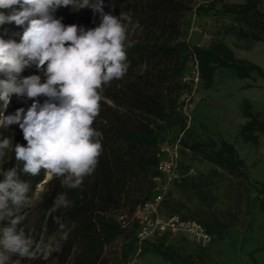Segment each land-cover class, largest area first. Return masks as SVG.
<instances>
[{"label":"rangeland","instance_id":"1","mask_svg":"<svg viewBox=\"0 0 264 264\" xmlns=\"http://www.w3.org/2000/svg\"><path fill=\"white\" fill-rule=\"evenodd\" d=\"M173 1L182 2L185 8L178 10L177 13L158 11L150 20L152 12L143 3H137V6L129 11L109 14L117 17L124 14L128 17L122 21L126 26V41L172 43L184 41L191 45L206 47L214 40H223L237 58H252L261 64L264 71V59H262L264 43L238 39L233 33L226 32L233 22L229 15L220 12L223 3H240L244 0H195L193 4L187 0ZM261 1L264 9V0ZM91 2L94 3L95 0ZM197 4L211 8H208L205 14L198 15L195 10ZM104 12L108 13L105 10ZM94 14L99 25L100 14ZM54 16L57 19L62 18V23L65 25L83 26L85 11L83 9L76 11L70 6L61 7ZM174 19L180 26L182 36L174 34L168 26ZM23 30L24 28L19 31V36ZM7 32L8 26H0V36L5 40L14 39V32L11 31L10 34ZM15 41L19 42L20 37ZM258 43H261V46ZM185 59L186 54H183L177 64L175 61L174 65L176 64L178 69L172 68L171 89L165 91L169 99H174L175 95L180 96L176 105L177 110L182 114V119L165 116L155 118L152 124L160 136V150L166 144L174 146L180 139V164L183 170V175L175 179L169 180L163 177L162 182L167 187L163 191L164 201L160 214L165 217L178 215L186 219H195L210 228L212 233L209 245L202 247L183 234L157 235L140 243L134 234L127 233L118 237L105 249L100 264H125L136 253H138V264H171L154 250V245L170 248L175 254L180 255L178 258L180 263L185 259L191 264L193 259L195 264H264V210L260 208V185L254 182V180L258 183L264 181V135H259L255 144L243 141L238 135L241 126L249 119L246 113L256 114L250 104L246 106V101L264 112V79L255 73L249 78L242 79L230 69L218 68L214 73L213 85L205 89L195 68L194 59L191 56ZM182 61L186 63L181 71ZM139 73L142 71L125 74L121 79H113L103 86L100 102L103 101L105 104L99 108V114L92 125L95 130L100 132L102 123L116 119L117 115L124 117L130 113L124 106L117 105L113 100L105 97L104 91L109 86L124 88L126 83L136 80ZM30 75H40L42 82L45 79L43 72L38 71L34 65L28 67L27 76ZM2 78L4 77L0 79ZM258 81L263 83L261 87H244L247 82ZM38 99L43 103L46 98L41 96ZM32 102L24 96L16 100L10 108L8 106L4 114H15L19 108L27 110ZM2 110L3 105L0 102V111ZM262 117L259 115V118ZM5 137L11 140V145L0 158V169L7 170L22 162L15 159V144L26 145L27 142L18 124L9 128L0 127V139ZM100 138L101 136L97 139ZM208 139L215 143L212 148ZM221 140L234 145L239 157L243 159L242 167L231 172L204 158L202 151L217 150ZM195 142L199 143V150L191 148ZM40 174H43V180L35 185L30 177H22V180L29 183L30 188L27 193L28 201L23 205L20 213L25 219L18 226L23 228L25 235L33 240L32 251L35 255L20 257L13 254L8 264H15L16 261H19V264H73L75 250L66 260H62L59 256L62 243L65 241L63 233L68 226L66 223L68 219L64 214L60 215L50 229L47 227L49 212L40 205L42 194L51 189L48 184L56 176H49L44 169H41L38 175ZM92 175L93 173L86 176L82 185L92 183ZM156 175L154 168L147 166L131 178L129 176L125 179V194L130 197L136 210L155 189ZM57 179V185L52 188L60 189L63 177ZM0 180H3L2 175ZM7 223V219H0V227ZM61 224L65 226L63 229L60 228ZM220 229L223 232L218 234Z\"/></svg>","mask_w":264,"mask_h":264},{"label":"clouds","instance_id":"2","mask_svg":"<svg viewBox=\"0 0 264 264\" xmlns=\"http://www.w3.org/2000/svg\"><path fill=\"white\" fill-rule=\"evenodd\" d=\"M69 6L91 8L100 14V24L87 30L63 24L54 13ZM0 10H8L0 11V26L14 23L24 28L19 42L0 36V75L4 77L0 79V127L18 124L22 130L27 143L15 144L14 152L15 159L23 162V173L35 176L44 169L49 176L63 177L62 187L78 188L94 172L102 153L97 139L102 134L92 127L99 114L100 93L128 69L122 23L128 17L105 13L103 0H0ZM33 65L43 72V82L40 75H21ZM13 95L33 102L27 110L5 115ZM41 96L46 98L43 103ZM10 145L9 138L0 139V158ZM0 175V219L8 221L0 227V264H8L13 254L35 255L33 240L18 227L25 219L20 213L30 185L20 179L15 166L0 169ZM70 204L66 193H60L51 211ZM67 235L64 232L63 238Z\"/></svg>","mask_w":264,"mask_h":264},{"label":"trees","instance_id":"3","mask_svg":"<svg viewBox=\"0 0 264 264\" xmlns=\"http://www.w3.org/2000/svg\"><path fill=\"white\" fill-rule=\"evenodd\" d=\"M193 4L195 0H187ZM137 3L146 4L151 10L150 19L158 11H173L185 8L180 1L173 0H103V9L108 13H119L129 11ZM208 8L203 4H197L195 10L198 15H203ZM81 10V9H79ZM85 30L98 26V20L92 10L83 8ZM7 12L8 10H0ZM78 11V10H76ZM220 12L230 16L233 24L226 32L233 33L238 39H246L250 42L264 43V9L261 0H244L240 3H223ZM177 20L168 24L169 28L182 36ZM8 26V32H14V39L23 27L13 24ZM131 44V47H127ZM126 55L128 69L126 74H133L135 71H142L136 76V80L126 83L122 89L109 86L104 91V96L110 98L115 104L124 106L129 114L116 119H109L102 123L100 132V143L102 153L98 158V165L95 168L93 182L81 184L80 187L69 189L66 187L52 188L57 185V177L49 182L51 189L42 194L40 205L49 212L47 227L52 228L60 215L68 220L65 232L67 239L62 243V251L59 256L66 260L69 255L75 253L73 264H100L108 246H111L118 237L134 234L137 239L138 223L134 217L136 207L125 194V179L133 176L139 170L147 166L157 171L160 152V136L154 129L155 118L175 116L182 119V114L177 110L176 102L180 96L175 95L169 99L165 91L171 89L172 68L178 69L177 61L183 54L196 60L197 72L203 82V88L208 89L213 85L214 73L218 68H227L239 78H248L255 73L264 79V71L261 66L246 59L237 58L233 50L223 40H214L208 46L191 45L181 41L172 43L163 42H132L126 41ZM185 59V60H186ZM176 61V64L174 65ZM182 61L180 70L185 66ZM28 68L22 72L27 77ZM3 77L0 75V78ZM187 86V85H186ZM23 97L13 95L9 108L12 104ZM100 107L105 104L99 102ZM246 106L249 103L246 101ZM248 104V105H247ZM8 111V110H7ZM249 119L241 126L238 135L243 141L257 143L259 135H264V116L246 113ZM185 125V124H184ZM211 142V148L215 145ZM199 143L191 146L193 150H199ZM203 156L210 162L224 167L233 172L243 166V159L239 157L234 145L226 140L219 142L217 150L210 149L202 151ZM20 179L23 176L30 177L33 185L43 180V174L29 175L22 172L23 162L16 166ZM262 194L264 181L258 183ZM57 187V186H56ZM154 190L144 199L152 195ZM60 193H66L67 199L71 202L69 207H61L51 211L55 198ZM260 202V208L264 205ZM208 233L211 229L203 225ZM222 229L218 232L221 234ZM154 250L171 264H189L183 260L179 262L180 255L175 254L170 248L154 245ZM193 258V257H192ZM191 264H195L192 259Z\"/></svg>","mask_w":264,"mask_h":264},{"label":"built area","instance_id":"4","mask_svg":"<svg viewBox=\"0 0 264 264\" xmlns=\"http://www.w3.org/2000/svg\"><path fill=\"white\" fill-rule=\"evenodd\" d=\"M195 68L197 70L196 60ZM179 142L180 139L174 146L166 144L158 153V172L155 176L157 184L154 187V192L138 206L134 214L138 223L137 240L140 243L154 236L164 234H183L202 247L208 246L211 240V234L195 219H186L178 215L165 217L160 214V208L164 201L163 191L167 187L162 182L163 177L172 180L183 175L180 164ZM138 263V253H136L125 264Z\"/></svg>","mask_w":264,"mask_h":264},{"label":"crops","instance_id":"5","mask_svg":"<svg viewBox=\"0 0 264 264\" xmlns=\"http://www.w3.org/2000/svg\"><path fill=\"white\" fill-rule=\"evenodd\" d=\"M258 44H259V46H261V45H260L261 43H258ZM262 48H264V47H262ZM262 55H264V53H263ZM246 59H250L249 61H251V62L256 61V60H253L252 58H246ZM262 59H264V57H263ZM256 62H257V65H260V66H261V64H260L258 61H256ZM256 62H255V64H256ZM248 78H249V77H248ZM242 79H246V78H242ZM261 84H263V83L260 82V81H258V82H256V83H254V82H252V83L247 82V83H245L244 87H250V86H258V87H261V86H262ZM253 88H254V87H253ZM249 104L251 105L252 109L254 110V112H255L256 114L264 116V112H262V111L256 109V108L253 106V104H251V103H249ZM254 182L258 184V181H257V180H254ZM263 191H264V188H263V190H262L261 200H260V201H263L262 203H263V205H264V192H263Z\"/></svg>","mask_w":264,"mask_h":264}]
</instances>
